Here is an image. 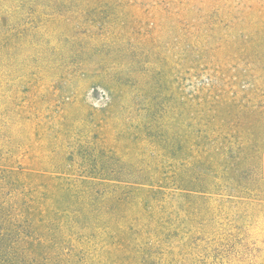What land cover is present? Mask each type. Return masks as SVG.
<instances>
[{
  "label": "rangeland",
  "instance_id": "1",
  "mask_svg": "<svg viewBox=\"0 0 264 264\" xmlns=\"http://www.w3.org/2000/svg\"><path fill=\"white\" fill-rule=\"evenodd\" d=\"M25 193L80 264H264V0H0V219Z\"/></svg>",
  "mask_w": 264,
  "mask_h": 264
},
{
  "label": "trees",
  "instance_id": "2",
  "mask_svg": "<svg viewBox=\"0 0 264 264\" xmlns=\"http://www.w3.org/2000/svg\"><path fill=\"white\" fill-rule=\"evenodd\" d=\"M42 148L44 146H41ZM57 169L60 173L66 175H73L72 169L70 167L59 165ZM84 182H81L83 184ZM75 189V203L79 205L81 209L86 210V214L79 213V210L70 211L73 215L70 219V227L73 225H78L82 220L89 222L94 228L101 231L100 243H105L106 241L113 240V244L117 246H123V243L118 238V236H111L114 232L111 225L115 226V222L118 220V216L113 210L109 209L108 201L109 199L105 197L102 193L100 195H93L89 193V186L85 185H75L72 184ZM22 194V193H20ZM125 193L124 195H127ZM117 198L111 197L110 199L117 203H126L125 196ZM27 193L24 196L12 195L9 201H12L9 208L11 213L7 216L8 220L0 219V264H80L84 261L74 260L75 253L83 254L84 257H88L82 250H77L78 248L70 242L64 240L61 234V228L65 225L61 222L60 218H54L51 221L44 222V229L46 234L40 235L36 233V230H32L34 226L33 220L30 218L31 210L34 209V203L32 199H26ZM122 198V199H121ZM13 199H16L14 201ZM111 201V202H112ZM7 204V203H6ZM58 210L55 211V215H58ZM68 210V209H67ZM9 224V226H6ZM72 225V226H71ZM27 227V230L24 228ZM137 227V225H135ZM136 237L134 241L137 242L141 238V231L136 230ZM59 237V239L54 238ZM61 237V238H60ZM31 242V244H30ZM34 243H37V247H43L48 250L47 254L35 253ZM106 245H108L106 243ZM138 245V243H137ZM140 252V248L137 249ZM18 254H24V259H15ZM82 259V258H81ZM88 259V258H86ZM86 264V263H84Z\"/></svg>",
  "mask_w": 264,
  "mask_h": 264
}]
</instances>
